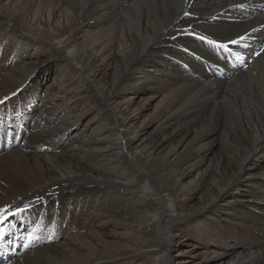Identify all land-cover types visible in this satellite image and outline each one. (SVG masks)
I'll return each instance as SVG.
<instances>
[{
	"label": "bare ground",
	"instance_id": "bare-ground-1",
	"mask_svg": "<svg viewBox=\"0 0 264 264\" xmlns=\"http://www.w3.org/2000/svg\"><path fill=\"white\" fill-rule=\"evenodd\" d=\"M106 1L0 0V208H30L0 264H264V132L230 91L264 55V0L159 31ZM220 129L248 150L221 175Z\"/></svg>",
	"mask_w": 264,
	"mask_h": 264
},
{
	"label": "rangeland",
	"instance_id": "rangeland-1",
	"mask_svg": "<svg viewBox=\"0 0 264 264\" xmlns=\"http://www.w3.org/2000/svg\"><path fill=\"white\" fill-rule=\"evenodd\" d=\"M90 1L91 0H84L85 3H89ZM118 1L124 2L126 0ZM195 2H198V0H130L128 2V6L131 11L129 17L131 28L134 31L140 30L142 23H146V18L143 15V11L149 10L150 25L153 29L159 31L162 28L163 19H170L172 17L179 16L186 11L189 13L192 9L196 8ZM110 4L111 0H108L104 3L105 6ZM193 19V17H187L185 19V24L188 25V27H191L190 25L192 24ZM122 26H124V24H122ZM108 35L113 36L110 34V32H108ZM263 53L264 49L260 52L258 58ZM40 69H45V67L41 66ZM247 72L248 71H246L244 75L241 74L235 78L234 82L236 81V83H233L232 80V84L230 86L231 95L234 99H238L241 103L249 108L250 111L248 113L253 115V119H251L249 123L253 126L254 119H257L259 132H264V73H262L264 72V55L258 59L254 70L252 72ZM56 78L53 77L52 80L50 79L46 86L52 88V86L58 83V78ZM258 80L261 81L260 84ZM238 120H240L239 117L236 118V122ZM236 122L233 120V118H230L227 122V126L222 127L223 130H234V126L236 127L237 125ZM223 130L220 129V135L216 138L217 144L210 159L213 171L220 175L225 169L231 168L236 161L242 160L248 155V150L238 152L231 151L232 143H230L226 134L221 133ZM261 134L259 133V135H253L261 138ZM21 147L22 145L18 148V150ZM14 151H17V149ZM49 164L52 166L56 165L55 161H51ZM62 171L68 175L73 174L65 169H62ZM70 225L72 230L75 229V227L72 225V222ZM196 245L198 244H191L192 247H195ZM145 253L146 251H139L138 254H142V257H139L138 261L135 262H131L135 258L129 259L127 256H120L118 257L119 261L117 264H152L151 259L145 257Z\"/></svg>",
	"mask_w": 264,
	"mask_h": 264
},
{
	"label": "snow or ice",
	"instance_id": "snow-or-ice-1",
	"mask_svg": "<svg viewBox=\"0 0 264 264\" xmlns=\"http://www.w3.org/2000/svg\"><path fill=\"white\" fill-rule=\"evenodd\" d=\"M235 43V41H232ZM226 47V45L224 46ZM0 103H3V101H0ZM30 208L28 205H25L23 207L17 206L15 210H11L10 207H3L0 208V237H3L7 229L5 228V224L10 218H17L19 219L26 211H29Z\"/></svg>",
	"mask_w": 264,
	"mask_h": 264
}]
</instances>
